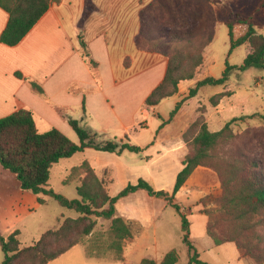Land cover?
<instances>
[{"label":"rangeland","instance_id":"1","mask_svg":"<svg viewBox=\"0 0 264 264\" xmlns=\"http://www.w3.org/2000/svg\"><path fill=\"white\" fill-rule=\"evenodd\" d=\"M124 13H128V17H132L135 10ZM140 13L139 42L143 50L160 53L165 56L167 62V55L173 54L175 50L178 53H202L203 62L196 68L193 78L206 75L218 78L222 76L226 69V61L233 66H239L243 63L250 51L249 43L235 47L230 53L231 41L229 27L226 24L227 21H236L237 13L248 19L258 34L264 33V0H150L143 6ZM247 29V24L236 23L234 25L235 38L244 35ZM84 51L86 52V49ZM205 60L206 64H204ZM159 69L160 72L156 79L160 77V73L163 71L161 66ZM142 78V74L134 76L126 80L125 85L138 86L142 83ZM197 82L195 81L194 85L188 90V95L182 102L184 108L180 113V117L170 127L174 136L179 133V128H183L185 123L193 117L195 118L194 121L184 133H187L184 141H189V143L203 122L207 124L211 131H218L234 117L239 118L230 125L235 137L221 139L212 152L209 165L202 166L213 171L218 178L219 185L214 187L209 195L202 197L199 205H201L202 212L208 216L207 223L209 224L210 221L212 230L219 236L228 237L229 234H241L240 239L248 248L257 246L256 244L263 248L264 212L254 217L253 224L241 225L236 220L232 210L224 205V188L219 170H227L229 164H237L236 166H238L241 155L247 158L249 156L264 159V68L253 66L246 70L234 69L231 71L226 83L203 86L198 89L195 96L189 97L191 89L196 87ZM222 92L225 95L215 105L213 100H217V94ZM143 93L145 92L140 91L138 96L130 98L132 94L125 87L122 93L123 104L107 100L106 107H102V112L98 117L94 116L83 121L80 115L82 107L78 108V113L70 112L69 117H65L64 121L55 120V122L49 123L39 119L38 116L35 120L41 132L59 126L60 130L75 143H80V138L70 125V119L78 120L84 129L95 134L96 141L99 143L110 140L118 141L122 139L128 141L131 139L133 144H145L150 139L151 141L154 140L156 133L162 127L163 119L170 116L177 102L175 99H168L158 107L157 111H154L153 107L145 104ZM110 99L111 101L114 100ZM133 100H135L134 107L130 104ZM188 150L186 153L185 151H177L163 155L160 148L148 151L144 147L141 153L125 151L119 155L88 149L76 153L70 158L61 159L56 163L49 181L50 187L69 199L77 198L76 184L63 185L62 180L71 167L89 158L93 163L97 162L98 167L101 165L99 169L104 166L102 169L109 170L107 174H104L101 170V176L99 175V177L106 181V188L111 196L117 195L125 188V185L136 184L139 179L148 181L155 189L159 187L162 190L172 191L177 174L182 167L181 162ZM152 162L154 163L149 169L146 164ZM116 167L120 168V174H116ZM124 170H126V173ZM228 171H230L229 168ZM127 173L132 177H127ZM229 175L232 174L229 173ZM235 186H239V184ZM233 188L234 185H232ZM43 205L28 220L27 229L20 236L21 243L24 245H20L21 248L31 245L32 241L38 237L40 238L39 233L57 228L58 218L61 215L78 217L77 211L61 206L53 198H50ZM187 213H189L188 208L184 210L183 214L186 215ZM176 216L175 214L174 217H170L173 223L176 222ZM187 218L193 222L192 236L195 237V247L201 260L210 264H264V257L262 256L261 259L259 254H256L259 257L258 261L251 255L241 256L234 243H226L221 246L214 245L212 238L204 231L205 219L201 221L195 215H189ZM64 219H60L59 225ZM90 220H96V226L90 235L84 237L77 244L80 246L76 250H82L83 248L85 254L92 257L89 255L88 250L93 248L94 252L105 253L104 257L92 258L123 262L125 260V247L131 239H127L124 243L123 260H116V252L108 248L113 238L111 234L112 219L93 215L83 223L87 224ZM84 224L79 225V227L82 228ZM172 230L174 241L171 249L177 250L178 256H180L179 264H190L188 248L181 238L183 235L181 227L173 225ZM201 235L204 237L202 238ZM145 251L147 250L138 249L133 257L140 259L146 253ZM3 255L4 252L0 246V263L3 260ZM73 258L74 255H65L52 264H72ZM23 263L25 264V262Z\"/></svg>","mask_w":264,"mask_h":264},{"label":"crops","instance_id":"2","mask_svg":"<svg viewBox=\"0 0 264 264\" xmlns=\"http://www.w3.org/2000/svg\"><path fill=\"white\" fill-rule=\"evenodd\" d=\"M149 1L60 0L49 7L17 45L9 46L0 41V118L25 108L33 111L35 119L38 116L39 119L51 123L55 120L64 121L65 117H69L70 112L78 113V108L82 107L80 115L83 121L94 116L98 117L102 107H106L107 100L123 104L122 93L125 87L132 94L130 98L144 91L142 96L145 102L153 89L163 80L167 68L165 56L137 46V37L141 30L140 11ZM131 10H135V14L128 17L127 12ZM8 19V13L0 7V36ZM81 41L85 42V47L81 45ZM90 60L96 64H91ZM160 66L163 71L156 79ZM17 73H21L22 77H19ZM139 74L143 76L140 85H125L126 80ZM207 76L181 81L176 94L149 107L157 111L158 107L168 99H175L177 103L181 102L188 95L187 92L195 81ZM32 80L42 86L43 94L33 89L30 83ZM110 98L114 100L111 101ZM134 101L130 103L133 107ZM183 108L182 105L172 121L162 124L153 141L150 139L145 144L138 143V146L145 147L148 151L160 148L163 155L177 151L186 153L188 148L184 141V133L195 118L185 123L183 128H179L176 136L170 130L180 117ZM169 118L170 116L164 118L163 122ZM56 128L61 129L59 126ZM88 149L93 148H86L84 151ZM84 160L90 162L98 175L101 170L104 174L109 172L106 168L102 169L104 166L99 169L101 165L98 167V163H93L89 158ZM153 163H147L146 166L151 169ZM115 172L120 174V168L116 167ZM124 172L126 173V170ZM126 176L132 177L129 173ZM72 183L77 185L76 182ZM218 185V178L211 169L197 167L172 199V204L180 206V212L164 197L151 196L144 189L122 196L116 202V213L130 224L134 235L125 247L123 262L89 257L85 254V249L76 250L80 245H75L52 260L50 264L65 255H74L72 264H138L144 258L161 264L165 254L172 250L173 225L181 227V213L183 214L186 208L189 210L187 217L195 215L201 221L205 219L204 231L207 233L208 216L202 212L199 201ZM157 190L161 189L158 187ZM168 192L172 194V191ZM46 198L48 202L51 197ZM42 206L44 205L39 202L38 195L23 190L16 175L0 163V234L8 236L15 230H19L20 239L27 229L28 220ZM174 213L177 219L173 223L170 217H174ZM63 218L67 217L61 215L57 226ZM192 227L193 222L190 221L189 238L195 246ZM43 233H39L38 236ZM38 239L39 237L31 244ZM224 244L226 243L221 245ZM138 249L147 250L140 259L133 257Z\"/></svg>","mask_w":264,"mask_h":264},{"label":"trees","instance_id":"3","mask_svg":"<svg viewBox=\"0 0 264 264\" xmlns=\"http://www.w3.org/2000/svg\"><path fill=\"white\" fill-rule=\"evenodd\" d=\"M60 0H0V7L9 15L8 23L1 33L0 41L9 46L17 45L47 12L54 2ZM236 21H227L231 41V50L246 43H249L250 51L243 63L239 66L230 65L226 61V69L221 77L208 76L197 82L192 88L189 97L197 94L198 89L206 85H222L229 79L232 70H246L256 66L264 68V33L258 34L253 24L248 19L236 14ZM141 20V13H140ZM236 23L247 24L246 33L238 38L234 35V25ZM140 35V33H139ZM137 37V46L143 49ZM210 41V40H209ZM85 47V42L81 41ZM88 56V54H85ZM166 73L163 80L153 89L145 100L147 106L159 104L164 98L170 97L178 92L179 83L182 80L192 79L196 68L202 64L203 56L197 54L178 53L168 54ZM90 63L95 65L93 60ZM22 77L21 73H17ZM33 89L43 94L42 86L36 81H30ZM225 94H217L218 100ZM182 102H178L171 111L170 118L163 122L169 123L177 114ZM253 117V116H252ZM239 118L234 117L228 121L224 127L218 131H211L206 123L200 125L191 142L187 143L188 153L182 160V169L178 172L172 194L166 190H157L152 184L144 179H139L136 184H129L123 188L116 196H111L107 190L106 181L99 177L95 169L88 160H83L79 165L72 167L67 177L63 180L64 185L76 182L78 197L69 199L57 193L50 187L51 170L61 159L70 158L76 153L83 152L86 148H93L98 151H108L121 154L128 150L140 153L143 148L128 141L110 140L105 143L96 141V135L84 129L78 120L70 119L69 123L77 132L80 143H75L62 131L52 128L49 131H39L34 113L30 109H19L8 116L0 118V163L14 173L20 181L23 190L31 191L38 195L41 204L47 202L46 197L55 199L61 206L73 209L78 212V217H67L57 228L45 231L33 244L21 248L19 230H15L8 236L0 234V245L4 252V259L0 264H50V262L69 249L80 243L82 239L93 232L96 220L89 223L90 216L112 219L111 234L112 240L109 244L111 250L116 252V260H123V247L127 239L133 238L130 224L122 217L116 216L117 200L129 193L139 189L146 190L149 195L164 197L172 204L175 194L184 185L187 179L198 166H208L212 158L214 148L221 139L235 137L230 125ZM187 133L184 134V139ZM238 166L227 165V170H219L224 188V205L234 214L236 220L241 225H251L254 217L264 212V159L245 157L241 155ZM228 168L230 171H228ZM231 173L234 176H230ZM239 184V186H235ZM234 185V190L232 189ZM180 212L178 204H172ZM209 215V213H208ZM82 228L79 225H82ZM182 240L187 246L190 264H210L200 259L197 248L190 241V221L186 215L181 214ZM207 233L216 245L233 242L239 249L242 256L251 255L258 261L259 254L264 257V247L251 246L248 248L240 239L241 234H229L224 237L214 232L207 223ZM248 245V244H247ZM88 253L92 257H104L105 252H94L89 248ZM179 256L175 249L167 252L161 264H178ZM24 264V263H23ZM139 264H156L149 258H144Z\"/></svg>","mask_w":264,"mask_h":264}]
</instances>
